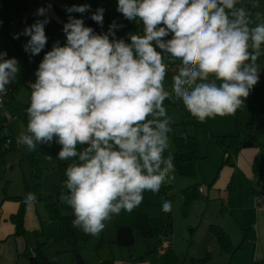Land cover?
<instances>
[{
    "label": "clouds",
    "instance_id": "clouds-1",
    "mask_svg": "<svg viewBox=\"0 0 264 264\" xmlns=\"http://www.w3.org/2000/svg\"><path fill=\"white\" fill-rule=\"evenodd\" d=\"M238 2L118 0L125 19L143 24V34L128 33L127 42L116 37L123 26L115 21L98 34L71 15L89 12L90 5L66 9L65 43L53 44L29 82L27 131L17 143L29 151L55 143L57 158L71 160L60 200L72 209L73 227L98 235L113 214L131 212L146 191L158 193L172 182L173 156L164 155L172 132L166 99H180L198 122L234 114L244 103L260 77L264 22L255 23ZM50 8L37 9L44 19L13 35L30 37L23 45L30 59L47 44ZM104 11L97 8L90 17L101 27ZM176 60L168 91L164 80ZM19 70V61L0 51V94ZM35 201L34 193L26 194V204ZM162 210L169 212L171 202L164 201Z\"/></svg>",
    "mask_w": 264,
    "mask_h": 264
},
{
    "label": "crops",
    "instance_id": "crops-1",
    "mask_svg": "<svg viewBox=\"0 0 264 264\" xmlns=\"http://www.w3.org/2000/svg\"><path fill=\"white\" fill-rule=\"evenodd\" d=\"M38 1L28 0L25 6L27 12L30 6L33 7V11L37 12V9L47 8L50 4L48 16L51 20L61 23V16L57 14L55 6H53L55 0H41L42 5H39ZM239 1L248 4L255 13L259 12L264 15V0H248V3L245 2L247 0ZM28 19L27 13L26 20L31 26ZM46 30L49 29L45 25ZM27 84L29 85V82ZM255 96L256 99L252 107L244 108L243 112L242 104L239 108L241 121L248 124L256 118V122L245 128V132L240 138L242 145L228 157L229 162H225L227 154L217 147L215 136L237 133L235 122L237 110L234 114L208 117L205 120V128H197L194 131L200 156L197 164L200 180L196 181L199 184L198 194L199 197L206 200L199 203L200 215L207 219L206 213L211 217L218 210V215L215 214L217 219L214 218L213 222L207 220L208 227L202 229V236L200 234L197 239L199 247L194 250V253L200 251V248L205 249L206 253L209 250H217L221 253L220 264H251L253 261L264 260V208L256 206L254 201V195L258 192V177L260 174H264V89L257 90ZM6 126L13 138L17 139L20 134L15 135L14 128L12 129L9 124ZM245 140L252 141L253 144L246 146L243 144ZM17 152H19V158L10 160V164L6 161L5 167L11 169L12 163L17 162L21 167V172L12 168L10 171L4 170V173L0 174V184L2 185L0 186V264H33L32 257L36 249H40L48 262L58 264L59 256L53 250L58 248L68 251L70 249L67 243L60 239L59 227H53L54 221L49 217L47 208L40 207L35 192L30 191L36 195V201L32 204H26L25 198H13L23 194L25 182L30 187L25 174L24 164L26 165L27 161L23 155L24 151L22 148H18ZM30 175L32 176L31 173ZM14 183L15 186H13ZM11 188L13 192H11ZM195 202H193L192 208ZM214 202H217L218 209L214 207ZM211 225L219 227L222 232L227 234L233 247L240 243L247 229L252 230L253 236L242 242L241 248L230 255L217 244V239L210 229ZM197 226L190 229L192 232L190 238H193ZM204 230H207L208 233H205ZM188 240H191L192 243V239ZM194 243H196L195 240ZM47 246L50 248L48 256L43 252ZM169 246L176 254L175 237H170ZM152 250L138 256L131 254L130 258L124 262H112V264H158L161 253L157 251L158 249L155 253H152Z\"/></svg>",
    "mask_w": 264,
    "mask_h": 264
},
{
    "label": "trees",
    "instance_id": "trees-1",
    "mask_svg": "<svg viewBox=\"0 0 264 264\" xmlns=\"http://www.w3.org/2000/svg\"><path fill=\"white\" fill-rule=\"evenodd\" d=\"M28 0H0V39L3 40L6 45V48L9 52L7 56L15 55L18 57L23 68H20L18 76L14 81L12 90L7 91L6 103L9 106L11 114L23 121L26 125L28 122L26 105L21 103L15 98V92H17L22 86L25 85L26 80L28 79L29 69L28 67L31 64L28 53L24 51L23 45L27 42L30 37L20 35L18 39H14L13 35L16 33H21L25 27H28L27 18V8L25 7ZM41 1V0H40ZM90 5V11L86 13H71L75 18H80L84 20L86 26L93 28L96 33H107L109 25L115 21L118 25L123 27L118 28L116 31L117 38H123L128 41V33L133 34H143V24L139 20L129 21L124 18V16L117 11L118 0H71L67 1L62 15L63 18L68 19L69 13L66 12L67 8L72 7L73 5ZM239 6H244L246 9L250 10L253 13L252 19L255 21V11L248 4L238 2ZM97 8H103V27L98 25L90 17ZM52 48L51 45H46L45 48L41 51L40 56H44L47 51H50ZM169 58L165 57V62L167 63ZM264 89V79L260 80L257 85V90ZM240 108V107H239ZM237 109L235 115V122L237 126V133L234 135H217L215 136V143L217 147L227 154L225 162H229L228 157L235 153L239 147L242 145L241 135L245 132V128L248 125H254L256 118L252 122L245 124L241 121L240 109ZM172 133H173V145L174 150L172 152L173 162L175 171L182 176H188L195 178L197 174V163L200 159L197 147L196 135L194 131L197 128H205V121L198 122L195 117H193L185 108V114L178 122L173 123ZM190 128H192L191 133ZM5 129L7 134H5ZM27 130V129H26ZM0 131L2 134V141L10 139L12 145L14 146V138L9 131V128L5 125L0 126ZM254 138V137H252ZM10 147V148H13ZM41 146L38 147L36 151H29L26 146L22 145L21 148L24 151L25 159L27 161L28 167H30L32 174V191L37 192L40 189V175H41V165H40V154ZM257 171V167L255 168ZM171 184V183H170ZM198 182L191 183L181 190L184 199V207L186 208L192 200L199 197L198 194ZM29 185L24 183V192L21 196L13 197L14 199L25 198L26 194L31 191ZM170 185L165 184L161 186V189L156 195V202L152 203L147 200L142 201L141 207L136 210H133V219L132 222L128 225H117L115 228V238L114 242L119 246L130 247L135 243V233H139L143 238H155L156 244L152 253L156 252L159 249V246L162 244V239L167 238L168 246L165 247L164 252L161 253V258H159L158 264H181L177 255L170 248V237L173 227L171 210L169 212H164L162 210V204L164 201H170L172 205V192L170 190ZM65 188H59L54 202L46 204L48 215L51 219L58 222L60 239H63L69 246L70 251H77L79 244L87 240V235L81 231L79 228L73 227L72 221L74 215L72 209L64 204L60 200V196L65 192ZM151 192V191H150ZM154 194V193H153ZM151 206H157L160 211L158 216L152 217L149 216L148 211ZM211 231L217 239V244L225 252H228L230 255L233 254L236 250L240 249L242 242L247 241L252 238V230L247 229L242 240L238 243L237 246H232L230 240L222 230L215 226H210ZM35 257H32L33 264H53L48 262L45 256L40 252V249H36ZM210 254L207 252L202 258H190L191 264H203L209 257ZM109 264V263H108ZM251 264H264V260L253 261Z\"/></svg>",
    "mask_w": 264,
    "mask_h": 264
},
{
    "label": "rangeland",
    "instance_id": "rangeland-1",
    "mask_svg": "<svg viewBox=\"0 0 264 264\" xmlns=\"http://www.w3.org/2000/svg\"><path fill=\"white\" fill-rule=\"evenodd\" d=\"M67 1H71V0H55L54 2L53 6H55L57 14L61 16V23H58L57 21L50 19L49 23L46 24V27L49 29L46 30L47 32L45 31L46 36L48 38L47 40L48 43L46 45L53 46V44L57 41H59L61 45L65 43V35L62 29H63V24L67 22V19L63 18L64 16L61 14V12H63L62 10H64L65 8L64 5H66ZM245 2L248 3V0ZM38 3L39 5H42L40 1H38ZM32 8L33 7L30 6L27 12L30 25L35 23L36 20L38 19H44V17L38 16L36 14L37 12L33 11ZM260 22H264V15H261L260 20H256L255 17V23H260ZM4 44L5 43L3 42V40L0 39V51H5L7 52V54H9L6 45ZM249 50L251 51V49ZM27 56H29V54ZM13 57H15L19 61L18 57H16L15 55L14 56L11 55L10 57L7 56V58H13ZM42 59L43 57L40 56V54L31 57L30 61L32 65L28 67L29 77L26 80L25 85L14 93L15 98L24 105H26L27 107L30 104V95H31V90L27 82L35 81L34 73L38 68V65ZM256 64L258 67V71L260 72V77H259L260 80L264 78V45H262V54L258 57ZM19 67L20 68L24 67L23 64L20 63V61H19ZM210 79H214V78L210 77ZM168 84H169V79L166 76L164 80L165 90L170 91L171 86L169 87ZM257 85L258 84H256L254 88L251 90L249 96L245 99L246 101L244 100V103L242 104L243 106L241 105L243 107L241 108L242 112L243 110H245L244 108L248 109L249 107L253 106L254 104L253 102L256 99L255 95L257 93ZM7 105L8 104L6 103V101H4L0 106V126L2 124H5V126L9 124V126L12 129L14 128L13 132H15L14 133L15 135L26 133L27 125L23 121L14 117L9 110V106ZM164 107L166 109L167 116L171 120V126L173 125V123H176L181 118H183L185 114V106L183 105L182 101L176 98L174 95L170 99H166L164 101ZM11 121L13 122L10 124ZM191 131L192 128H190L189 132L191 133ZM0 137L2 138L1 131H0ZM14 140L15 142H17V139ZM59 150H60V146L58 144L53 143L50 147L43 145L41 148V153H39L40 165H41V175L39 182L41 186L40 189L37 190L36 195L38 196V201H39L38 203L42 209L43 206L46 207L47 203L54 202L56 200V196L59 188H64V182L66 180L65 169L67 165L71 163V160L69 161L59 160L57 158V154ZM173 150H174L173 133L171 132L169 134V147L165 151L164 155L167 156L169 154H172ZM19 156L20 155L19 152H17V149L11 148L6 150L4 141L0 139V174L4 173V170L10 171L12 168L16 169V171L21 172V167H19L17 162L12 163L11 169L9 167H5L6 161L7 163L9 162L10 164V160L18 159ZM24 167H25V174L27 176L26 179L28 180L31 189L33 183L32 176L30 175L31 170L30 167H28V164L26 165L24 164ZM172 175L174 176V179L169 185L173 195L172 205H171V215H172L171 222H173V227L170 234H172L171 235L172 238L175 237L176 239V246H177L176 255L179 258L180 263L191 264L190 257L202 258L207 254L205 249L200 248V251L195 253L194 250L199 247L197 239H199L200 234L202 236L201 233L202 229L204 228L207 229L208 227L207 220L213 222L214 218H216V215H218L217 213L218 210H216L211 217L210 214L206 213L207 219L206 217L202 218L200 215L201 207H199V203L206 201L202 197L195 198L185 208L184 207L185 197H183L181 190L184 189V187L190 185L191 183L199 181L200 180L198 178L199 174L197 172L195 178L182 176L174 172L172 173ZM0 186L2 185L0 184ZM13 186H15V183ZM11 192H13V190ZM31 192H33L32 189ZM143 200H147L149 202L155 203L157 198L156 195L153 194L152 192L146 191L143 194ZM193 202H195V204L192 208ZM141 205L142 203L133 210L138 209L139 207H141ZM213 205L214 207L217 208V202H214ZM158 209L159 208L157 206H151L149 210H147L149 216H158L160 213ZM133 210L131 212L121 210L119 214H113L110 219L104 222L105 227L98 235H91L85 233L88 236L87 240L79 244L77 251H70V250L65 251L63 249H58V248L54 249L55 251L53 250V252L59 256L58 264H77L76 255L80 256L83 264H108V263L112 264V262L113 263L120 261L124 262L125 260L130 258L131 254L138 256V255H143L144 253H148L149 250H152V248H154L156 244V240L155 238L152 237L143 238L138 232L135 233L134 235L135 243L130 247L119 246L114 242L116 226L117 225L123 226L130 224L133 219ZM53 221H54L53 227L58 226V222L56 220ZM195 225H198L199 227L197 226V230L195 234H193V238H190L192 235L190 229H193V226ZM204 231H206L205 233H208L207 230ZM188 239H192L193 245L191 243V240ZM194 240L196 241V243H194ZM49 249H50L49 246H47L43 251L45 252L46 256H48V254L50 253L48 252ZM207 252L210 255L208 256L209 258L203 264H220L221 253H219L217 250L216 251L209 250Z\"/></svg>",
    "mask_w": 264,
    "mask_h": 264
},
{
    "label": "built area",
    "instance_id": "built-area-1",
    "mask_svg": "<svg viewBox=\"0 0 264 264\" xmlns=\"http://www.w3.org/2000/svg\"><path fill=\"white\" fill-rule=\"evenodd\" d=\"M179 65H180L179 60H176L174 63L169 64L168 74L166 75L169 79V84H168L169 87L171 86V83H172L171 77L174 74H176ZM6 93L0 94V106L6 100V96H7ZM10 142H11L10 139H6V141L4 142V145L6 148H10L13 146L12 143H10ZM21 146H22V144H18L17 142H14L13 147L18 149V148H21ZM257 182H258V192L255 193V195H254V201H255L256 206L264 208V174L259 175ZM166 246H168L167 238H163L162 244H161V246H159L158 251L160 253H163ZM33 257H35V252L33 253Z\"/></svg>",
    "mask_w": 264,
    "mask_h": 264
},
{
    "label": "water",
    "instance_id": "water-1",
    "mask_svg": "<svg viewBox=\"0 0 264 264\" xmlns=\"http://www.w3.org/2000/svg\"><path fill=\"white\" fill-rule=\"evenodd\" d=\"M13 85H14V82L11 85L6 86V87L8 88V90H12ZM243 144L246 145V146H250L251 144H253V142L252 141H249V140H245L243 142ZM76 259H77V262H76L77 264H83V262L81 261V258H80L79 255H76Z\"/></svg>",
    "mask_w": 264,
    "mask_h": 264
}]
</instances>
